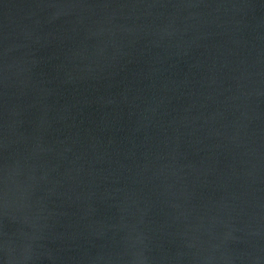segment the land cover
Segmentation results:
<instances>
[{
	"label": "water",
	"instance_id": "water-1",
	"mask_svg": "<svg viewBox=\"0 0 264 264\" xmlns=\"http://www.w3.org/2000/svg\"><path fill=\"white\" fill-rule=\"evenodd\" d=\"M0 264H264V0H0Z\"/></svg>",
	"mask_w": 264,
	"mask_h": 264
}]
</instances>
